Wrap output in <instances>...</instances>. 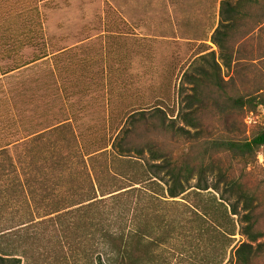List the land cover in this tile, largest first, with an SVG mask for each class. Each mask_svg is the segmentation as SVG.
<instances>
[{
	"label": "trees",
	"instance_id": "1",
	"mask_svg": "<svg viewBox=\"0 0 264 264\" xmlns=\"http://www.w3.org/2000/svg\"><path fill=\"white\" fill-rule=\"evenodd\" d=\"M18 12L0 16V81L57 56L44 45L39 7L22 6ZM218 16L210 41L232 71L227 79L208 47L192 71H181L177 112L165 111L158 99H137L116 111L114 100L107 99L110 115L103 125L78 129L72 127L76 117L68 116L48 129L68 132V142L59 136L53 141L49 166L54 180L67 178L62 210L80 216L88 230L95 227L97 264H146V247L171 242L186 225L196 226L199 238L210 233L220 240L221 247L212 243L220 257L208 264H264V165L258 163L259 153L264 158V124L246 133L244 123L247 114L264 107V52L250 50L246 56L244 47L264 24V0H220ZM39 40L40 51L25 58L23 49ZM64 71L58 69L65 89ZM103 87L111 91L108 81ZM74 182L81 184L75 188ZM58 184L54 181L52 190ZM185 195L191 199L176 200ZM178 206L188 214L170 213ZM150 214L156 224L147 226ZM128 224L133 231H126ZM159 224H165L166 235L145 243L146 232ZM237 233L246 240L233 244ZM15 255L0 251V264H20Z\"/></svg>",
	"mask_w": 264,
	"mask_h": 264
},
{
	"label": "rangeland",
	"instance_id": "2",
	"mask_svg": "<svg viewBox=\"0 0 264 264\" xmlns=\"http://www.w3.org/2000/svg\"><path fill=\"white\" fill-rule=\"evenodd\" d=\"M219 2L0 0V16H14L22 6L36 4L43 18L44 45L50 54H57L0 81V251L17 254L20 264H97L100 248L95 227L88 230L80 216L62 210L68 202L63 188L67 178L54 180L49 166L53 141L59 136L68 142V132L61 129L52 134L48 129L68 116L76 117L72 127L78 129L103 125L110 115L107 99L114 100L116 111L125 110L126 104L137 99H158L164 101L165 111L175 108L177 112L181 71H192L200 62L201 51L208 47L227 79L232 71L223 67L219 51L210 41L219 20ZM41 46L40 40L26 46L24 57L31 58ZM244 47L246 56L250 50H256L255 55L264 52V24ZM58 69L65 70L61 75L65 89L60 86ZM105 81L111 89L108 93ZM244 123L246 133L264 124V107L247 114ZM42 131L35 139L26 138ZM258 163L264 165L261 153ZM54 181L59 183L56 190H52ZM80 184L74 182L73 186ZM182 197L176 200L191 199L190 195ZM185 211L182 206L170 209L178 216ZM147 222V226L156 224L151 214ZM129 230H134L132 224L127 225ZM195 231L196 226L194 230L186 225L177 229L171 242L160 240L154 250L146 247L145 263L208 264L218 259L221 253L212 243L221 247L220 240L210 233L199 238ZM166 233L165 224H159L153 233L146 232L145 243ZM234 237L233 244L246 240L238 233Z\"/></svg>",
	"mask_w": 264,
	"mask_h": 264
}]
</instances>
